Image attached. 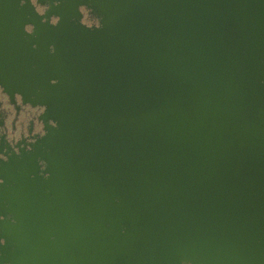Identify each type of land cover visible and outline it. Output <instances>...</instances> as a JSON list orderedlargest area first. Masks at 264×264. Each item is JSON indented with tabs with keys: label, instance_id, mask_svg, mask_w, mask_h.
I'll use <instances>...</instances> for the list:
<instances>
[{
	"label": "water",
	"instance_id": "water-1",
	"mask_svg": "<svg viewBox=\"0 0 264 264\" xmlns=\"http://www.w3.org/2000/svg\"><path fill=\"white\" fill-rule=\"evenodd\" d=\"M58 1L0 0L45 124L0 159V264H264V0Z\"/></svg>",
	"mask_w": 264,
	"mask_h": 264
},
{
	"label": "flooded vegetation",
	"instance_id": "flooded-vegetation-1",
	"mask_svg": "<svg viewBox=\"0 0 264 264\" xmlns=\"http://www.w3.org/2000/svg\"><path fill=\"white\" fill-rule=\"evenodd\" d=\"M38 1L46 4L48 7L51 4H60L58 0ZM52 22L56 23L57 18L52 19ZM97 23L98 21L87 24L93 25ZM29 30H32L31 26H29ZM3 90L4 87L0 86V94ZM6 98V104L8 109H10L9 119L7 118L8 112H6L5 107H2V101L0 100V159L3 160H7L6 153L12 155L16 152L19 154L20 148L28 149L31 142H35L45 134V124L43 118H41L44 113V107H31L29 103L24 105L20 95L15 96L14 103H11L12 100L9 96L6 95Z\"/></svg>",
	"mask_w": 264,
	"mask_h": 264
},
{
	"label": "rangeland",
	"instance_id": "rangeland-1",
	"mask_svg": "<svg viewBox=\"0 0 264 264\" xmlns=\"http://www.w3.org/2000/svg\"><path fill=\"white\" fill-rule=\"evenodd\" d=\"M36 8H38L37 10L40 12V13H43L46 9H47V5L46 4H43V3H40V1H36V0H31ZM74 1L75 0H68V8L69 10H73V6H74ZM9 7V6H8ZM82 13H83V17H82V21L85 23H91V22H96L98 21V18L96 16H94L93 14H91L90 10L85 7V6H81L80 7ZM52 19H55L54 17ZM1 27V26H0ZM27 29H29V26H27ZM4 46L3 42L0 43V48ZM6 95L4 93L1 92L0 94V100L2 101V107H8L7 104H6Z\"/></svg>",
	"mask_w": 264,
	"mask_h": 264
}]
</instances>
